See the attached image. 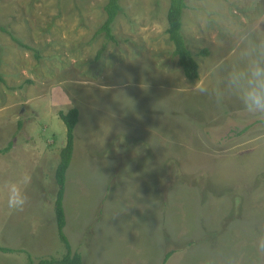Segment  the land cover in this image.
<instances>
[{"label":"rangeland","instance_id":"rangeland-1","mask_svg":"<svg viewBox=\"0 0 264 264\" xmlns=\"http://www.w3.org/2000/svg\"><path fill=\"white\" fill-rule=\"evenodd\" d=\"M104 1L0 0V25L19 41L0 30V264L65 252L52 172L56 115L70 107L62 231L82 264H161L167 250L162 264H264V121L193 90L218 82L216 63L235 59L231 29L264 15V0H184L193 81L170 55L167 0H117L116 41L96 58ZM25 173L29 203L10 213L3 186Z\"/></svg>","mask_w":264,"mask_h":264},{"label":"clouds","instance_id":"clouds-1","mask_svg":"<svg viewBox=\"0 0 264 264\" xmlns=\"http://www.w3.org/2000/svg\"><path fill=\"white\" fill-rule=\"evenodd\" d=\"M209 22L206 16H201V26ZM230 36L234 61L219 60L215 65V71L220 75L218 82L213 85L207 78L198 79L193 90L211 97L217 104L234 98L248 116L264 121V15L234 26ZM31 180V174L25 173L19 180L3 186L10 213L22 212L28 205L26 190ZM255 246L257 252L264 255V235L257 237ZM229 264H240V261L233 258Z\"/></svg>","mask_w":264,"mask_h":264},{"label":"trees","instance_id":"trees-1","mask_svg":"<svg viewBox=\"0 0 264 264\" xmlns=\"http://www.w3.org/2000/svg\"><path fill=\"white\" fill-rule=\"evenodd\" d=\"M185 7L184 0H167V5L165 8V23H166V33L168 40L172 43V49L170 55L175 57L177 64L181 68V71L185 78L188 80H195L197 78V64L193 58L192 51L187 47V39L184 37L181 27H180V13ZM101 11L104 15L103 21L97 26L93 35L102 34L103 42L100 48L96 52V58L102 53L106 47V43L115 42V37L113 36L111 23L114 16L119 13L120 5L117 0H105L101 5ZM0 30L7 31L2 25H0ZM10 33L9 31H7ZM11 37L18 41V39L11 34ZM19 42V41H18ZM200 55L206 54V50L202 49L199 51ZM1 61V54H0ZM0 80L2 77L0 75ZM77 109L75 107H70L65 111H58L57 118L61 121L63 125V145L57 150V159L53 168L52 176L53 182L56 186L55 196L53 200V214L55 218V227L58 238L63 242L65 252L60 258H40L37 261L28 254L27 264H82L80 262V257L77 253H71L69 251L66 238L63 234L62 228L64 226V214L62 208V195H63V173L68 164L71 148H72V128L76 122ZM241 130L236 132L240 133ZM2 250H7L9 248L1 247ZM172 250H167L164 252L161 260V264L166 260Z\"/></svg>","mask_w":264,"mask_h":264},{"label":"crops","instance_id":"crops-1","mask_svg":"<svg viewBox=\"0 0 264 264\" xmlns=\"http://www.w3.org/2000/svg\"><path fill=\"white\" fill-rule=\"evenodd\" d=\"M72 253H75V252H72Z\"/></svg>","mask_w":264,"mask_h":264}]
</instances>
